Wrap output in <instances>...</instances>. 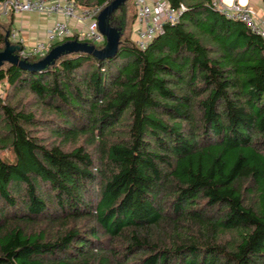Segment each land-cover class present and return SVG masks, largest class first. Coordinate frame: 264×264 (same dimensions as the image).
<instances>
[{"label": "trees", "instance_id": "obj_1", "mask_svg": "<svg viewBox=\"0 0 264 264\" xmlns=\"http://www.w3.org/2000/svg\"><path fill=\"white\" fill-rule=\"evenodd\" d=\"M129 1L112 56L0 63V264H264L263 39L213 0H168L179 22L141 49ZM11 30L0 52L28 65L108 43L40 55Z\"/></svg>", "mask_w": 264, "mask_h": 264}, {"label": "built area", "instance_id": "obj_2", "mask_svg": "<svg viewBox=\"0 0 264 264\" xmlns=\"http://www.w3.org/2000/svg\"><path fill=\"white\" fill-rule=\"evenodd\" d=\"M212 5L219 9L227 18L246 23L264 41V21L256 17L252 7L234 3L221 5L220 0H213ZM136 6V44L145 49L149 43L164 30V24L179 22L185 9L184 5L174 8L168 0H135ZM102 7H90L80 4L77 0H3L0 3V14H14L23 12L42 13L47 16H62L46 31L45 38L38 41L32 52L45 55L49 44L62 41L66 37L77 34L80 41L104 43L106 35L100 30L99 15ZM75 19L82 28L73 32L69 21ZM10 40L24 45L25 39L18 31H11Z\"/></svg>", "mask_w": 264, "mask_h": 264}, {"label": "crops", "instance_id": "obj_3", "mask_svg": "<svg viewBox=\"0 0 264 264\" xmlns=\"http://www.w3.org/2000/svg\"><path fill=\"white\" fill-rule=\"evenodd\" d=\"M225 5L236 2L252 7L259 20L264 21V0H222ZM12 31H18L25 39L26 51H31L38 41L45 38L46 31L52 27L56 20L63 19L62 16H47L36 12L14 13L10 15ZM70 29L77 32L82 25L75 19L69 21ZM137 20L132 28V37L136 38Z\"/></svg>", "mask_w": 264, "mask_h": 264}, {"label": "water", "instance_id": "obj_4", "mask_svg": "<svg viewBox=\"0 0 264 264\" xmlns=\"http://www.w3.org/2000/svg\"><path fill=\"white\" fill-rule=\"evenodd\" d=\"M124 0H113L109 5H107L99 15V26L100 30L106 35L108 43L103 50H97L95 46L88 44L87 42L79 41H68L61 45L56 46L52 49L40 62L35 65H28L23 61H20L16 56L12 54L15 49L14 46L8 42L7 49L0 52V63L4 60L11 61L13 63L19 64L21 67L30 69H40L51 63L55 57L60 53L67 50L81 49L91 52L98 57H109L114 55L118 50V45L120 41V34L116 28L111 27L108 22V16L116 9Z\"/></svg>", "mask_w": 264, "mask_h": 264}, {"label": "rangeland", "instance_id": "obj_5", "mask_svg": "<svg viewBox=\"0 0 264 264\" xmlns=\"http://www.w3.org/2000/svg\"><path fill=\"white\" fill-rule=\"evenodd\" d=\"M130 2V12H133L134 13V0H130L129 1ZM136 7V6H135ZM10 15H11V13L10 14H0V20H2L3 22H8V23H10L11 22V17H10ZM6 27H9V26H6ZM13 27H12V25H11V29H12ZM6 31H8V29H6ZM12 31V30H11ZM5 88H4V85L3 84H0V94L2 95V96H5V94H6V92H5ZM25 95H27V96H25ZM18 98H21L23 101H25V98H26V100H31V99H33V97H32V95H29V94H27V93H25V92H23L22 93V95L21 94H19L18 95ZM17 98V99H18ZM17 99H15V100H17ZM31 109H34V110H36L37 111V113H38V115L41 117V118H50L51 117V113L49 112V110H47L46 108H44V106H39V105H36V103L35 104H33V107L31 108ZM38 132H39V134H41L42 136H46V139H51L52 138V140H53V136H52V134H51V132H50V130H48V128H43L42 126L41 127H39V129L37 130ZM2 156L4 157V158H6V159H9V160H11V161H14V160H12L13 159V157H12V155H11V153H10V151L9 150H5L4 152H2Z\"/></svg>", "mask_w": 264, "mask_h": 264}]
</instances>
